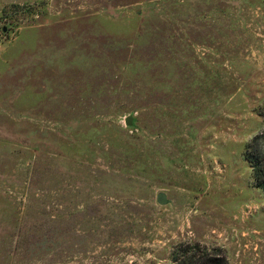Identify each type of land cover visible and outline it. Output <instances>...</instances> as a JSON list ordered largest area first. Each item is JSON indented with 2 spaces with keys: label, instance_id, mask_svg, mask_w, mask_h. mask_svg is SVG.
I'll return each instance as SVG.
<instances>
[{
  "label": "rangeland",
  "instance_id": "374dc122",
  "mask_svg": "<svg viewBox=\"0 0 264 264\" xmlns=\"http://www.w3.org/2000/svg\"><path fill=\"white\" fill-rule=\"evenodd\" d=\"M257 138L264 0H0V264L264 261Z\"/></svg>",
  "mask_w": 264,
  "mask_h": 264
},
{
  "label": "trees",
  "instance_id": "16d2710c",
  "mask_svg": "<svg viewBox=\"0 0 264 264\" xmlns=\"http://www.w3.org/2000/svg\"><path fill=\"white\" fill-rule=\"evenodd\" d=\"M258 138L256 141L250 145L252 147V152L247 154L246 160L250 163L253 169V179L256 188L264 191V160L261 159V155L258 152ZM184 252L180 254L178 252L174 256V262L176 264H226L227 261L222 255L220 250L206 251L205 253L197 254L190 252Z\"/></svg>",
  "mask_w": 264,
  "mask_h": 264
},
{
  "label": "crops",
  "instance_id": "0c3cea01",
  "mask_svg": "<svg viewBox=\"0 0 264 264\" xmlns=\"http://www.w3.org/2000/svg\"><path fill=\"white\" fill-rule=\"evenodd\" d=\"M248 238H249L248 233L244 232L241 237H238L236 239V240H239V242L240 241L243 242L244 248L239 249L238 247H236V245L234 246L233 243H230L228 245L225 244V247L222 246V249L225 250V252H226V250H228V251L232 252V254L234 253L235 258H237L243 254L244 257H246L247 259L250 260V264H264V261L259 260V257H258V253L260 250L259 241L254 242ZM226 261H227L226 264H228L227 259H226Z\"/></svg>",
  "mask_w": 264,
  "mask_h": 264
},
{
  "label": "water",
  "instance_id": "95a60500",
  "mask_svg": "<svg viewBox=\"0 0 264 264\" xmlns=\"http://www.w3.org/2000/svg\"><path fill=\"white\" fill-rule=\"evenodd\" d=\"M125 123L128 127H132L134 125V117H127ZM157 202L162 206H166L171 203V200L168 198L167 194L161 192L157 195Z\"/></svg>",
  "mask_w": 264,
  "mask_h": 264
}]
</instances>
